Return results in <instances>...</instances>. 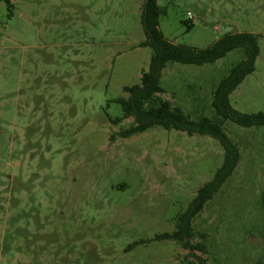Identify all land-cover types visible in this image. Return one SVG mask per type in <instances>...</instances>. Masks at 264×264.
I'll list each match as a JSON object with an SVG mask.
<instances>
[{
    "label": "rangeland",
    "instance_id": "1",
    "mask_svg": "<svg viewBox=\"0 0 264 264\" xmlns=\"http://www.w3.org/2000/svg\"><path fill=\"white\" fill-rule=\"evenodd\" d=\"M0 2V264H188L170 240L199 187L221 165L209 136L132 125L115 99L139 83L151 49L144 0ZM170 42L210 46L230 32L258 35L254 71L229 95L241 113H264V0H156ZM242 59L168 62L159 96L190 119H214L218 82ZM222 128L240 159L191 220L192 251L207 264H264V127ZM114 135V139H110ZM142 242L126 251L129 244Z\"/></svg>",
    "mask_w": 264,
    "mask_h": 264
},
{
    "label": "trees",
    "instance_id": "2",
    "mask_svg": "<svg viewBox=\"0 0 264 264\" xmlns=\"http://www.w3.org/2000/svg\"><path fill=\"white\" fill-rule=\"evenodd\" d=\"M5 4L7 18L12 16L14 5L11 0H0ZM162 10L156 0H144L141 13V26L145 39L138 45L151 49L149 64L139 77V83L124 86L122 92L126 97H119L115 102L120 105L121 116L108 118L111 124L131 118L132 125L121 129L116 136L128 138L142 133L154 126L165 130H176L192 135L209 136L216 140L223 150L221 165L215 170L209 181L199 187L187 208L177 215L174 230L155 235L152 240H170L184 249L190 250L186 257L188 264H207V261L196 256L192 251L206 253L200 244L191 245L188 238L192 236L191 220L199 213L231 176L240 159V152L235 143L224 132L222 125L229 120L241 127H264V113H241L234 109L229 101L231 92L254 71L255 60L259 53L258 35L249 32H230L219 37L210 46L199 49L189 45H179L168 41L158 28V18ZM242 53L239 60L216 85L210 102L214 119L201 117L192 120L188 115L159 95L163 93L160 86L162 69L168 62L203 65L211 64L226 56L230 51ZM114 139V135H110ZM142 242L129 244L126 251Z\"/></svg>",
    "mask_w": 264,
    "mask_h": 264
}]
</instances>
